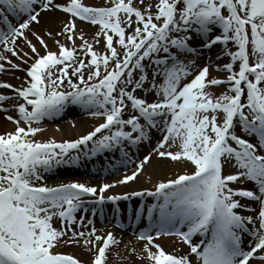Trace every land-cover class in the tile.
I'll use <instances>...</instances> for the list:
<instances>
[{
    "label": "snow or ice",
    "instance_id": "1",
    "mask_svg": "<svg viewBox=\"0 0 264 264\" xmlns=\"http://www.w3.org/2000/svg\"><path fill=\"white\" fill-rule=\"evenodd\" d=\"M56 10L69 16L57 35L71 47L49 32L58 46L53 51L33 32L41 54L26 32L40 23L42 13ZM77 19L98 26L91 42L83 29L77 32ZM216 29L219 34L211 38ZM101 37L104 49L97 51ZM21 39L30 53L18 51ZM215 45H223L217 60L229 58L215 65L226 79L212 75L211 59L198 64L202 51ZM9 54L32 63L21 69ZM5 63L30 79L18 88L0 83L16 94L0 95V105L23 101L15 106L18 118L6 117L15 131L0 134V264H87L57 251L71 244L90 254V264H119L118 258L135 264L133 257L147 264H264V0H104L99 6L84 0H0V73L10 70ZM225 85L226 91H217ZM69 106L104 122L75 141L36 140L43 129L33 124ZM152 130L160 136L155 153L192 171L160 182L155 191L107 198L113 203L155 198L135 210L137 223L145 213L149 222L136 234L146 241L139 251L110 231L98 235L93 226L85 232V220L76 214L88 211L85 196H98L102 205L109 188L135 181L150 156L131 175L99 189L40 183L42 173L78 161L69 154L82 145L92 142L86 156L123 152L125 142L134 146L150 140ZM226 167L235 171L225 174ZM161 236L177 237L188 251L166 252L155 243Z\"/></svg>",
    "mask_w": 264,
    "mask_h": 264
},
{
    "label": "bare ground",
    "instance_id": "2",
    "mask_svg": "<svg viewBox=\"0 0 264 264\" xmlns=\"http://www.w3.org/2000/svg\"><path fill=\"white\" fill-rule=\"evenodd\" d=\"M57 2L58 3H66V0H60V1L57 0ZM84 3L89 4V5L99 6V5H102L104 3V0H84ZM66 17H67V14H63L61 12H58L57 10L50 12V13H42L40 18H39L40 23L37 24V23L33 22L32 25L30 26L31 30L27 31V32H30V34L27 35L28 38L32 37L33 32H37L41 36L44 37V39L47 41L49 47L53 51H58V46L53 42L52 37H55V39L60 40L61 43H66L69 47H71V41H67L64 36L57 35L58 33H60L62 31L65 22L68 21L67 20L68 17L67 18ZM21 18L25 19L26 17H21ZM14 23H16V22H14ZM77 26H78L77 32L79 33V30L83 29L84 33H85V38L91 42L93 40L96 29L94 27H88V26L84 27L80 23L76 24V27ZM89 26H91V25H89ZM49 32L52 33V37H50L48 35ZM196 39H198V38H196ZM32 42L37 45L41 54H44V49L38 44V42L34 39H32ZM18 44H19L18 51L22 49L24 52L30 53V49L28 48L27 44L20 42V40L18 41ZM76 44L77 45L80 44L79 39L76 40ZM100 45H101V47H100ZM95 48L97 51H102L104 49L103 38L101 39L99 44L95 45ZM221 48H222L221 45H215L213 50H216V49L218 50ZM207 54H209V53H207ZM209 58L210 57H208L204 53V51H202L201 55L197 58L198 64L201 66L205 65L206 63H208ZM25 59H28V58L25 57ZM14 60H16V64H21V65L24 64L22 61H20L18 59H14ZM211 61H213V60L211 59ZM30 62H31V60H29L28 63H30ZM213 62L215 63V61H213ZM150 70L152 71V68ZM151 71H149L150 76H151ZM212 71H215L214 65H213V68L211 69V73H212ZM213 75H215V74H213ZM4 76H5V79H4L5 81L12 83L14 85L17 84V81H18L17 79L19 78V76H17V73H3L1 75V77H4ZM220 79H222V77ZM2 81L3 80H0V82H2ZM217 91L218 92L223 91V89H217ZM0 92L3 94H11V93H8V91H0ZM137 93H139V91ZM150 94H152V93H149L148 96ZM7 104H8V102H4L2 105H0V108H7L8 107ZM81 113H83L82 108L76 109V108H74V106H69L66 108V110L61 115L52 118L51 121H55V120L65 121V119H67V118L72 119L73 117H76L78 114H81ZM5 114L10 115V113H8V112H6ZM14 114H15V117L18 118V112H15ZM99 122H100V120H96L93 118L80 119V120L76 121L75 129H70L66 125H59L57 127L59 129L58 131L61 132V134L59 135V133H57V134L51 136V138H56V137L60 136L59 138L64 137L63 140H65V141H75L78 136L82 137V136L86 135L87 133H89V131L92 128H94V126L96 124H98ZM15 129H16V126H11L10 123L6 122L4 120V114H2L0 112V134L5 133V131L14 132ZM49 129H50V127H49ZM47 131H50V130H47ZM238 133L242 136L244 135L239 129H238ZM159 138H160L159 133H157L155 130H153L152 134H151V139L148 140L150 147L156 148L157 140ZM46 142H48V141H46ZM145 150L146 149L144 148L143 151H145ZM172 150L175 151V149H172ZM152 157L153 158H151L150 161L144 165L143 170L140 172V175L137 177V179L135 181H131L127 185L119 184L120 186L110 188L111 193H113V194L121 193L122 194V193L137 192V191H141L144 189L154 190L155 186H156L154 184H156L155 182H158L156 180L161 179L162 177L175 179V178H177L178 175L184 174L185 172H191L192 171V167L190 165L185 166L183 163L173 162L169 158H161L157 154L155 156L152 155ZM79 163L81 164V162H79ZM132 163L133 162H131L130 165ZM75 166H76L75 162H70L69 166H67L68 168H63V169H60L57 171L53 170V171L49 172V174H47V175H54L57 172H67V171L75 170ZM128 168H129V166H127L126 168L122 167V168H118V169L114 170L113 173L118 172L121 175L119 174L118 176L113 177L112 179H85V178L82 179V178H78V177H69L66 179H51L48 182L49 183L48 186L53 187V186H57L58 184L60 185V184L68 183V182H74V183H82V184H85V185L90 186V187H97L99 189L101 187V185H103V184H106V183L107 184H115L116 181L123 179L124 175L127 174V173L123 172V170H127ZM227 169L228 168L226 167L225 172L228 171ZM134 170H136V169H134ZM133 171H131L127 175H131ZM146 175L148 177H150V175H151L152 179L146 181L143 178V176H146ZM147 176H146V178H147ZM162 180H163V182H166V179H162ZM158 183H160V182H158ZM153 185H154V187L152 188ZM111 221L112 220L109 217H104V222H111ZM55 224L57 227H60V225H58L57 221H55ZM129 226L132 228L131 224ZM74 227L76 228L77 231L80 230L76 226H74ZM94 227L100 228V224L98 223L97 218L94 219ZM130 227H129V230L133 231V233H134L133 235H129L128 232H121V231L116 232L115 235L117 238H121L124 243L134 245L137 248V250L139 251L140 249H142L143 244L146 242L138 240L136 234L139 231L147 230L149 228V226H147L144 223V220H141L135 229H130ZM83 230L85 232L89 231L88 229H85V228ZM194 239H196V237ZM247 241H248V237H245V246H247ZM155 243L161 245L165 249L166 252L173 253L176 255H181L184 252L188 251V248L184 244L180 243L178 238L174 237V236H161L159 239H157L155 241ZM57 251L62 252L64 254L73 255L74 257H78L82 261L87 262V264H90V260H91L90 254L88 252H86L82 247L77 246L75 244L64 245L61 248L57 249ZM153 251H155V249H153ZM113 252H115V249H113ZM125 255L126 254L123 252V245H121V257H124ZM132 259L135 261V264H147V261L142 262V261L136 260L135 257H133ZM118 261H119V264H127L126 260L118 258Z\"/></svg>",
    "mask_w": 264,
    "mask_h": 264
},
{
    "label": "rangeland",
    "instance_id": "3",
    "mask_svg": "<svg viewBox=\"0 0 264 264\" xmlns=\"http://www.w3.org/2000/svg\"><path fill=\"white\" fill-rule=\"evenodd\" d=\"M62 123H65L64 125H67L69 128H72L73 126H75V121L74 120H71V121H63ZM4 129V128H3ZM5 130V129H4ZM57 131V130H56ZM61 133H59V135H60ZM56 137V136H55ZM57 139L59 138V136L58 137H56ZM142 160V159H141ZM140 160V161H141ZM139 161V162H140ZM136 168L137 166L136 165H134L133 166V168ZM150 177H151V175H150ZM162 179H167L168 180V178H165V177H162L161 179H159L158 181H163Z\"/></svg>",
    "mask_w": 264,
    "mask_h": 264
}]
</instances>
